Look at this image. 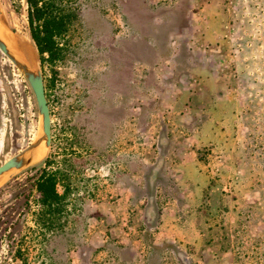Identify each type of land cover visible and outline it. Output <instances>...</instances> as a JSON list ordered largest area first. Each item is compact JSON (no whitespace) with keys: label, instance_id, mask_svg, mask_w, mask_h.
I'll use <instances>...</instances> for the list:
<instances>
[{"label":"rangeland","instance_id":"374dc122","mask_svg":"<svg viewBox=\"0 0 264 264\" xmlns=\"http://www.w3.org/2000/svg\"><path fill=\"white\" fill-rule=\"evenodd\" d=\"M54 3L42 62L25 0H0L51 118L46 157L0 178V264H264V0ZM39 132L0 53V165ZM43 170L65 194L45 225Z\"/></svg>","mask_w":264,"mask_h":264},{"label":"trees","instance_id":"16d2710c","mask_svg":"<svg viewBox=\"0 0 264 264\" xmlns=\"http://www.w3.org/2000/svg\"><path fill=\"white\" fill-rule=\"evenodd\" d=\"M27 6V22L29 36L34 43L40 60H52L58 57L60 49L54 36L64 30L65 22L56 9L54 0H25ZM47 55V59L44 55ZM46 165L49 164L46 160ZM36 190L39 194L40 223L52 222L59 208L63 206L64 195L55 189V178L45 170L36 179Z\"/></svg>","mask_w":264,"mask_h":264},{"label":"water","instance_id":"95a60500","mask_svg":"<svg viewBox=\"0 0 264 264\" xmlns=\"http://www.w3.org/2000/svg\"><path fill=\"white\" fill-rule=\"evenodd\" d=\"M4 25V24H2ZM5 26V25H4ZM6 27V26H5ZM7 28V27H6ZM0 53L23 75L28 83L40 119V132L37 137L18 154L12 156L0 165V178L11 173L28 168L42 161L51 146V118L47 100L45 97L44 82L41 70L35 63H28L23 59L17 58L8 48L6 43L0 38ZM38 148L43 149V153L35 156Z\"/></svg>","mask_w":264,"mask_h":264},{"label":"bare ground","instance_id":"6f19581e","mask_svg":"<svg viewBox=\"0 0 264 264\" xmlns=\"http://www.w3.org/2000/svg\"><path fill=\"white\" fill-rule=\"evenodd\" d=\"M0 38L6 43L8 48L14 53L17 58L23 59L28 63H32L33 56L28 49L26 42L18 36V34L11 33L0 22ZM43 149L38 148L35 152V156H39L43 153Z\"/></svg>","mask_w":264,"mask_h":264}]
</instances>
